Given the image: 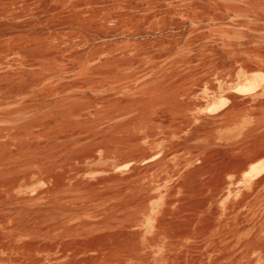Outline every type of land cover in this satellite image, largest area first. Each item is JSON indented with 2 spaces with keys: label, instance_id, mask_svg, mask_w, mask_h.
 I'll use <instances>...</instances> for the list:
<instances>
[{
  "label": "rangeland",
  "instance_id": "obj_1",
  "mask_svg": "<svg viewBox=\"0 0 264 264\" xmlns=\"http://www.w3.org/2000/svg\"><path fill=\"white\" fill-rule=\"evenodd\" d=\"M0 264H264V0H0Z\"/></svg>",
  "mask_w": 264,
  "mask_h": 264
}]
</instances>
